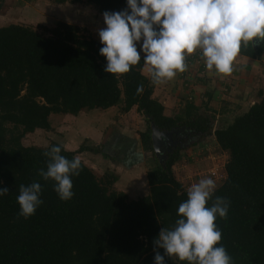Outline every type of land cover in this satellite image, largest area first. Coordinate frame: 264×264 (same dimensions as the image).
I'll list each match as a JSON object with an SVG mask.
<instances>
[{
	"label": "trees",
	"instance_id": "16d2710c",
	"mask_svg": "<svg viewBox=\"0 0 264 264\" xmlns=\"http://www.w3.org/2000/svg\"><path fill=\"white\" fill-rule=\"evenodd\" d=\"M53 1L83 4L100 14L126 7V0ZM6 3L0 0V13ZM81 31L62 21L52 27L0 26V187L9 190L0 197V264H153V240L162 227L174 225L190 187L175 169L186 155L180 144L199 136H213L219 151L228 155L225 176L220 173L214 193L229 201L227 217L215 221L222 233L219 243L233 264H264V95L248 109L231 112L223 123L188 104L183 114L167 115L155 96L157 84L144 72L143 55L129 72L108 74L103 71L106 59L99 54L100 41ZM240 53L264 64L260 43H242ZM115 106L123 113L137 107L146 119L141 145L151 158L145 173L149 190L143 195L130 198L115 187L119 173L99 174L79 157V153L110 157L101 144L85 139L70 150L55 140L48 147L22 141L36 130H53V114L77 116L84 109ZM152 123L184 135L163 160L153 148ZM52 145L62 146L61 154L69 160L78 157L82 162L80 174L72 177L74 196L68 201L59 200L52 182L38 175L39 169H46L44 153ZM204 177L215 180L208 171L197 172L191 184ZM34 180L43 186V203L24 219L18 216L16 196L21 184ZM156 251L164 254L163 249ZM165 264L186 262L165 256Z\"/></svg>",
	"mask_w": 264,
	"mask_h": 264
},
{
	"label": "clouds",
	"instance_id": "9594fccd",
	"mask_svg": "<svg viewBox=\"0 0 264 264\" xmlns=\"http://www.w3.org/2000/svg\"><path fill=\"white\" fill-rule=\"evenodd\" d=\"M102 16L105 27L98 30V37L99 54L106 59L103 71L120 76L140 63L143 55L153 84L166 83L185 71L186 57L193 53L208 71L228 75L242 43L264 45V0H126L124 9L104 11ZM141 91L138 86L137 92ZM61 152L62 146L52 145L44 153L46 169H39L38 175L52 182L59 200L68 201L74 196L72 177L80 174L82 162L78 157L69 160ZM42 189L35 180L19 186V217L35 214L43 203ZM215 189L211 177L190 185L174 225L162 227L153 240V264H165V256L186 264H233L219 243L222 233L215 223L217 217H227L229 201L214 196ZM8 192L0 187V197Z\"/></svg>",
	"mask_w": 264,
	"mask_h": 264
},
{
	"label": "rangeland",
	"instance_id": "374dc122",
	"mask_svg": "<svg viewBox=\"0 0 264 264\" xmlns=\"http://www.w3.org/2000/svg\"><path fill=\"white\" fill-rule=\"evenodd\" d=\"M6 5L4 11L0 13V26L22 23L36 28L52 27L62 21L78 25L82 30L81 33L86 37H94L98 40V30L105 27L102 14L97 9L83 4H58L53 0H7ZM161 93H163L162 89L156 88L155 96H159L160 99ZM160 100L163 102L162 99ZM249 104V101H244L235 111H244ZM166 105H164V112H170L172 107ZM50 119L53 130L39 129L29 133L22 139L23 143L48 147L51 141L55 140L64 143L70 150H76L83 140L88 139V144H101L110 157L102 154L79 153V157L86 164L96 169L99 174H104L106 171L119 173L115 187L126 192L130 198L143 195L149 190L143 171L146 169L138 167L141 164L140 159L145 157L146 151L141 145V133L146 130L147 124L137 107H133L126 113L121 111L120 106L106 110L84 109L77 116L53 114ZM133 136H136V139ZM183 145H185L182 147L185 149L184 154L189 157L184 155L175 169L188 186L191 185V178L194 175L193 167L198 159L202 160L197 169L201 175L215 165L220 173H224L228 155L219 151V146L212 136L203 138L199 136L196 140L189 139L183 142ZM217 180L219 179L214 180L216 185L220 182Z\"/></svg>",
	"mask_w": 264,
	"mask_h": 264
},
{
	"label": "crops",
	"instance_id": "0c3cea01",
	"mask_svg": "<svg viewBox=\"0 0 264 264\" xmlns=\"http://www.w3.org/2000/svg\"><path fill=\"white\" fill-rule=\"evenodd\" d=\"M190 60L191 63L186 66L185 72H178L166 83L157 84L156 88H161L163 91L160 94L163 105L172 107L170 112H165L167 115L183 114L188 104L200 115L215 116L217 123H223L231 112H237L235 109H238L244 101H249L250 107L264 95V64H261L258 58L249 57L239 51L234 60V69L228 75L208 71L203 60L196 53L191 54ZM147 71L148 65L144 68V72ZM133 137L136 139V136ZM214 142L216 143L215 140ZM149 157L151 158V153L145 152V157L139 162L141 164L138 167L146 169L143 170L144 173L147 172ZM201 162V159L196 161L193 167L194 175L198 172Z\"/></svg>",
	"mask_w": 264,
	"mask_h": 264
},
{
	"label": "water",
	"instance_id": "95a60500",
	"mask_svg": "<svg viewBox=\"0 0 264 264\" xmlns=\"http://www.w3.org/2000/svg\"><path fill=\"white\" fill-rule=\"evenodd\" d=\"M255 39V38H254ZM152 126V143H153V148L157 156L161 160L165 158L163 154L166 151H172L170 147L175 145V142L173 141V134L174 132H166L162 131L160 128H158L154 123L151 124Z\"/></svg>",
	"mask_w": 264,
	"mask_h": 264
},
{
	"label": "built area",
	"instance_id": "2783aa9c",
	"mask_svg": "<svg viewBox=\"0 0 264 264\" xmlns=\"http://www.w3.org/2000/svg\"><path fill=\"white\" fill-rule=\"evenodd\" d=\"M190 57L191 55H188L186 57V65L190 64L191 63V60H190ZM209 173L213 176V177H216V178H220L222 177V175L220 174L219 170L217 169V165H215L210 171ZM223 177H224V173H223Z\"/></svg>",
	"mask_w": 264,
	"mask_h": 264
},
{
	"label": "flooded vegetation",
	"instance_id": "af4514ba",
	"mask_svg": "<svg viewBox=\"0 0 264 264\" xmlns=\"http://www.w3.org/2000/svg\"><path fill=\"white\" fill-rule=\"evenodd\" d=\"M176 138H178V139H184V135H176ZM178 141H180V140H178ZM181 142V141H180ZM182 147H183V143L182 144H180ZM185 146V145H184ZM169 151H166L164 154H163V156H165V158L167 157V153H168Z\"/></svg>",
	"mask_w": 264,
	"mask_h": 264
}]
</instances>
